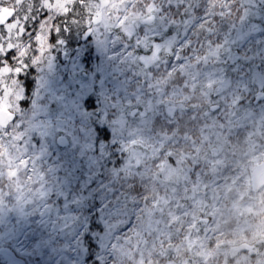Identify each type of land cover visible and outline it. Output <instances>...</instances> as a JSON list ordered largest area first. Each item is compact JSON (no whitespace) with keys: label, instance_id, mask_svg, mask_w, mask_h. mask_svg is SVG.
<instances>
[{"label":"clouds","instance_id":"1","mask_svg":"<svg viewBox=\"0 0 264 264\" xmlns=\"http://www.w3.org/2000/svg\"><path fill=\"white\" fill-rule=\"evenodd\" d=\"M0 264H264V0H0Z\"/></svg>","mask_w":264,"mask_h":264},{"label":"snow or ice","instance_id":"2","mask_svg":"<svg viewBox=\"0 0 264 264\" xmlns=\"http://www.w3.org/2000/svg\"><path fill=\"white\" fill-rule=\"evenodd\" d=\"M4 12H6V13H8V15H11V11L10 10H8V9H2V10H0V13H4Z\"/></svg>","mask_w":264,"mask_h":264}]
</instances>
